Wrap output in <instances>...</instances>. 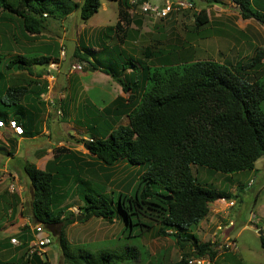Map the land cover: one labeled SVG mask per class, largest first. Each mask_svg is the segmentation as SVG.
<instances>
[{
    "label": "trees",
    "instance_id": "16d2710c",
    "mask_svg": "<svg viewBox=\"0 0 264 264\" xmlns=\"http://www.w3.org/2000/svg\"><path fill=\"white\" fill-rule=\"evenodd\" d=\"M109 1L117 4L118 20L103 30L105 37L111 31L121 30L122 21H129L128 9L145 2ZM232 2L237 4L243 19H254L264 27V0ZM100 6V0H0V24L17 28L23 38L29 39L46 29L49 17L63 20L78 10L80 19L86 21ZM208 21L205 9L196 13V25ZM40 51L44 54L36 58H27V53L7 56L0 51V121L5 125L14 121L22 130L18 135L23 137H33L41 129L42 92H32L26 80L24 84L9 83L8 74L16 70L31 73L29 68L35 64L45 66L50 60L57 61L58 47L44 44ZM104 51L105 47L94 51L82 44L80 50L75 48L74 57L87 63L85 71H100L117 82L123 92H129L128 100L139 87L142 94L133 107L124 104L122 97L113 99L101 110H94L88 101L90 108L83 115L87 129L95 133V138L85 141V148L98 163L107 167L120 161L137 167L134 185L129 193L118 191L116 200L108 198L102 188L88 180L90 176L82 178L87 169L85 165L92 163L80 160L79 153L62 147L60 154L54 153L44 169L33 163L23 166L32 190L33 222L49 229L73 221L69 214L63 217L71 207L65 203L69 188L65 195H59L56 187L57 181L66 185L71 182L83 203L79 206L83 221L93 216L112 219L118 214L129 236L134 231L141 235L158 226L159 235L173 238L178 245L182 256L177 264L201 257L213 261L216 243L201 242L188 230L207 216L211 203L228 194L202 184L192 168L225 174L247 172L253 171L256 161L264 157V72L252 81L245 77L248 71L262 66L264 49H255L249 58L238 61L235 66L205 59L167 61L154 67L142 65L140 70L119 47L111 51L122 56L123 64L116 63L112 57L101 60L99 55ZM129 64L134 69L127 73ZM60 109L62 117L68 114L66 97L60 102ZM124 112L127 124L113 127L108 118L119 117ZM87 170L91 176H97L94 168ZM237 189L242 191L243 186ZM258 230L263 231L258 237L264 253V230L262 227ZM19 239L23 246L33 239L29 226L22 227ZM57 242L64 264H119L129 257L113 249L94 255L83 247L69 245L63 232ZM1 246L9 247L10 243L2 242ZM0 264L49 263L37 253L26 252L22 259L0 261Z\"/></svg>",
    "mask_w": 264,
    "mask_h": 264
},
{
    "label": "rangeland",
    "instance_id": "374dc122",
    "mask_svg": "<svg viewBox=\"0 0 264 264\" xmlns=\"http://www.w3.org/2000/svg\"><path fill=\"white\" fill-rule=\"evenodd\" d=\"M100 2V8L90 19L82 21L78 10L63 20L49 17L46 29L29 39L23 38L17 28L0 24V51L7 56L27 53V58H36L44 54L40 51L44 49V44L58 47L56 62L50 60L45 66L44 63L35 64L29 68L31 73L16 70L8 74L9 83L24 84L23 80H26L32 92H42L39 100L44 104L40 107L39 120L42 125L37 135L23 137L12 128L0 127V261H11L13 255L22 259L30 250L29 243L23 246L17 236L8 235L17 218L23 217L28 219L26 226L31 227L32 233L35 225H41L44 235L49 237V245L38 254L49 264H64L57 242L60 232H63L69 245L83 247L94 255L106 249L125 252L128 259L119 264H177L181 259L182 254L175 240L159 235L158 226L141 235L134 231L129 236V230L125 229L123 218L118 214L112 219L93 216L83 221L79 210L83 203L75 194L71 182L66 185L57 181L56 187L59 195H65V190L69 188L65 203L71 207L63 217L69 214L73 221L49 229L33 222L30 210L32 190L27 184L29 182L23 166L33 163L43 169L53 155L60 154L62 147L79 153L80 160L92 163L85 167L94 168L97 176H91L86 169L81 174L82 178L90 176L88 180L97 188H102L108 198L116 200L118 191L129 193L137 176V167L123 161L107 167L88 154L85 141L95 138V133L87 129L83 112L90 108L88 101L95 107L94 110H101L117 97L124 98V104L133 107L139 102L142 89H135L130 94L131 100H128L129 92H123L121 86L108 75L100 71H85L87 63L74 57L75 48L80 50L81 45L85 44L94 51H100L103 46L106 51L99 55L101 60L106 61V55H109L107 58L112 57L116 63L120 61L123 64L120 60L122 56L111 51L113 47H119L138 70L142 65L154 67L167 61L177 63L205 59L235 66L238 61L249 58L255 49H264V27L254 19H243L232 0H145L158 6L169 3L173 11L160 19L150 16L139 6L130 8L126 11L129 21L121 22L122 29L107 31L109 36L99 39L97 32L100 26H114L118 19L115 2ZM201 9L206 10L209 21L198 26L194 19ZM262 63L261 67L245 74L249 81L264 72V60ZM127 66L131 68L127 73L134 69L130 64ZM65 97L69 110L62 117L57 111ZM108 120L113 127L127 124V113ZM192 169L202 184L227 193L226 202L234 201V205L228 206L227 221L220 215L208 213V217L198 225L189 228L188 233L201 242L217 245L214 260L205 259L201 264H264L257 232L258 227L264 230V157L256 161L253 171L225 174L195 166ZM239 183L243 185L242 191L237 189L242 187ZM20 188L22 190L18 191ZM20 192L22 201L18 197ZM217 200L214 202L217 206L224 205L223 201ZM218 225L221 226L219 229ZM228 226L232 228L231 232ZM11 238H15L19 246L13 245ZM6 241L10 246H1ZM229 242H234L236 249L227 248L225 244Z\"/></svg>",
    "mask_w": 264,
    "mask_h": 264
},
{
    "label": "built area",
    "instance_id": "2783aa9c",
    "mask_svg": "<svg viewBox=\"0 0 264 264\" xmlns=\"http://www.w3.org/2000/svg\"><path fill=\"white\" fill-rule=\"evenodd\" d=\"M130 3L135 4L137 0H129ZM143 10L144 12L148 13L150 16L154 18H166L172 11L173 7L171 4L167 3L164 5H152L147 2H143L139 5H137ZM79 69H81L80 65L78 66ZM57 113L59 115H62V111L59 108ZM2 126H7L9 128H12L17 132V134L21 133V127L17 126L14 121H10L8 125H5L3 122L0 121V127ZM221 201L226 202L225 198H220ZM227 203V206H232L234 205L233 200H229ZM229 225H233L231 222ZM10 242L14 245H19V242L16 241L15 238H11ZM50 243V239L47 235H44V232L42 230L41 225H35L33 228V239L29 242L30 245V250L28 251L29 254L37 253L40 254L41 252L44 251V248L48 246ZM225 246L227 248H235L236 244L234 242H229L226 243ZM236 249V248H235ZM205 259H208L207 257H201V258H192L188 261L189 264H201Z\"/></svg>",
    "mask_w": 264,
    "mask_h": 264
},
{
    "label": "crops",
    "instance_id": "0c3cea01",
    "mask_svg": "<svg viewBox=\"0 0 264 264\" xmlns=\"http://www.w3.org/2000/svg\"><path fill=\"white\" fill-rule=\"evenodd\" d=\"M76 1H81V0H76ZM116 3V2H115ZM97 13V12H96ZM95 13V14H96ZM117 13H118V9H117ZM94 14V15H95ZM91 18V17H90ZM89 18V19H90ZM118 20V19H117ZM117 22V21H116ZM101 27V29H99L98 30V36H99V39H100V37H104L103 35H102V32H103V30L106 28L105 26H100ZM99 26H98V28H100ZM108 27V26H107ZM103 39V38H102ZM101 39V40H102ZM103 47V46H102ZM101 47V48H102ZM96 55V54H95ZM109 55H106V58L108 57ZM44 169V168H43ZM28 185H29V183H27ZM239 185H241V186H243L242 184H240L239 183ZM30 186V185H29ZM18 191H21L22 189L20 188V189H17ZM18 197L20 198V201H22V194H21V192L19 193V195H18ZM225 199H228L227 197L225 198ZM220 199H218L217 201H219ZM215 202V201H214ZM213 202V205H211L210 206V210H209V214L210 213H214V214H217V215H220V216H222L224 219H226V221H227V218H226V216H229V207L227 206V203L226 202H222V203H224V205H219V206H217L215 203ZM219 202H221V201H219ZM221 203V204H222ZM209 214H207V216L206 217H208V215ZM229 221H232V220H229ZM228 221V222H229ZM28 225V219L26 218V217H23V218H17V220H16V222H15V224L14 225H12V227L10 228V231H9V234L8 235H11V236H17L18 238L20 237V234H21V228L23 227V226H25V225ZM232 226V225H231ZM221 226L220 225H218L217 226V229H219ZM30 229H31V227H30ZM228 229H230V232H231V230H232V228L230 227V226H228ZM224 230V229H223ZM31 231V230H30ZM226 232V234L228 233V231L226 230L225 231ZM224 232V233H225ZM7 236V235H6ZM14 245V244H13ZM16 246H19V245H16ZM217 245H215V247H216ZM17 258V256H15V255H13L12 257H11V259L12 260H14V259H16Z\"/></svg>",
    "mask_w": 264,
    "mask_h": 264
},
{
    "label": "water",
    "instance_id": "95a60500",
    "mask_svg": "<svg viewBox=\"0 0 264 264\" xmlns=\"http://www.w3.org/2000/svg\"><path fill=\"white\" fill-rule=\"evenodd\" d=\"M167 199H171V197H168ZM79 218H80V217H77V219H79ZM257 232H258V235H261V234L263 233L262 230H258Z\"/></svg>",
    "mask_w": 264,
    "mask_h": 264
}]
</instances>
